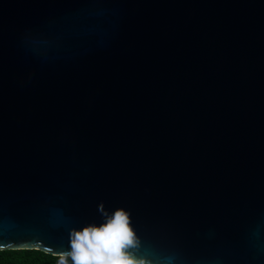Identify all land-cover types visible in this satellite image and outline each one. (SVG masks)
Masks as SVG:
<instances>
[{
  "label": "water",
  "instance_id": "95a60500",
  "mask_svg": "<svg viewBox=\"0 0 264 264\" xmlns=\"http://www.w3.org/2000/svg\"><path fill=\"white\" fill-rule=\"evenodd\" d=\"M101 203L153 264H264V0H0V252Z\"/></svg>",
  "mask_w": 264,
  "mask_h": 264
},
{
  "label": "clouds",
  "instance_id": "9594fccd",
  "mask_svg": "<svg viewBox=\"0 0 264 264\" xmlns=\"http://www.w3.org/2000/svg\"><path fill=\"white\" fill-rule=\"evenodd\" d=\"M98 211L103 223L73 230L70 250L56 257L57 264H153L152 260L137 255L141 242L127 211L118 208L109 214L102 203Z\"/></svg>",
  "mask_w": 264,
  "mask_h": 264
},
{
  "label": "trees",
  "instance_id": "16d2710c",
  "mask_svg": "<svg viewBox=\"0 0 264 264\" xmlns=\"http://www.w3.org/2000/svg\"><path fill=\"white\" fill-rule=\"evenodd\" d=\"M0 264H57V259L37 250L1 251Z\"/></svg>",
  "mask_w": 264,
  "mask_h": 264
}]
</instances>
